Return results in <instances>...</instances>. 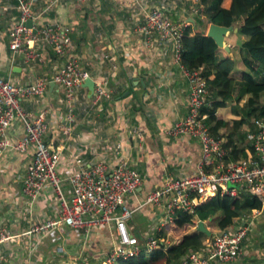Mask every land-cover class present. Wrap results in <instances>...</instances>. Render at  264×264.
<instances>
[{"label":"crops","instance_id":"0c3cea01","mask_svg":"<svg viewBox=\"0 0 264 264\" xmlns=\"http://www.w3.org/2000/svg\"><path fill=\"white\" fill-rule=\"evenodd\" d=\"M211 1L34 0L33 8L41 16L36 21L69 24L70 52L93 78H105L110 90V96L97 100L82 85L77 91L72 122L65 119L64 89L53 80L41 95L22 100L29 114L46 110L45 140L60 152L58 167L62 177L76 168L78 157L88 161L102 157L110 166L121 159L128 160L143 177L136 191L127 197L131 206H137L150 191L163 185L168 175L194 172L201 155L199 140L188 135L171 136L164 131L186 113V77L172 52L163 54L156 42L146 43L134 24L143 19L150 7L167 4L173 18L186 19L195 26L197 16L205 18ZM17 3L18 0H0V74L17 83H29L40 76H50L54 66L65 58L43 45L42 58L31 64H26L21 54L12 60L8 28L18 15ZM240 22L238 19L233 25L239 28ZM210 23L195 27L207 33ZM246 39L238 30L226 33L224 45L216 52L217 61L229 56L238 61L235 70H242L240 46ZM249 96H243L235 113L230 109L234 104L231 102L224 109L226 116L239 117ZM248 124L240 128L239 145L246 137ZM134 129L142 136H137ZM22 133L19 122L8 132L13 139ZM32 158V147L22 152L8 148L0 158V264H101L116 237L114 225H95L87 231L62 223L47 231L29 232L34 224L61 215L60 199L52 188L46 187L35 198L23 193L22 180ZM62 188L68 197L71 187L66 179ZM163 212L162 207L152 203L139 207L128 220L131 233L135 234L137 228L142 236L156 232ZM199 220L202 219L194 218L197 224ZM203 221L211 235L214 230L206 224L207 220ZM3 232L12 236L4 238ZM179 241L180 238L168 235L167 245ZM242 247L237 264L264 261V209L254 219Z\"/></svg>","mask_w":264,"mask_h":264},{"label":"built area","instance_id":"2783aa9c","mask_svg":"<svg viewBox=\"0 0 264 264\" xmlns=\"http://www.w3.org/2000/svg\"><path fill=\"white\" fill-rule=\"evenodd\" d=\"M33 7L34 0H18V15L8 28L12 60L21 54L23 61L31 64L42 58L43 45H48L65 59L54 66L50 76H40L29 83H17L0 74V158L8 148L22 152L32 147L33 158L27 164L22 180L23 193L35 198L46 187H50L61 203L59 218H48L34 224L29 232L47 231L62 223L87 231L95 225H114L116 237L101 261V264H110L119 257L138 254L143 242L147 250L160 246L155 232L145 235L141 241L129 229L128 220L144 204L152 203L164 209L157 223L161 228L176 217L178 210L193 212L197 204L216 193L230 196L247 193L257 197L263 205L236 216L233 223L214 231L201 246L189 250L179 261V264H209L212 261L237 264L243 240L252 229L254 219L264 209V116L255 117L247 125L246 137L241 145L244 152L232 158L225 139L211 132L202 112L210 94L206 76L200 67H187L181 60L183 37L190 22L173 18L167 4H158L150 7L143 19L134 24L135 31L144 37L146 43L156 42L163 54L172 52L186 77V113L165 127L164 131L171 136L188 135L198 139L201 155L194 172L168 175L163 185L150 191L137 206H131L127 197L143 181L137 168L125 159L110 166L102 157L90 161L78 157L76 168L62 177L58 167L60 152L45 140L48 129L46 110L29 114L22 105V100L41 95L49 81L53 80L64 89L67 106L65 119L72 122L75 119L73 111L77 91L85 78L92 77L90 71L80 64L78 57L70 52L72 27L56 20L36 21L41 16ZM29 18L33 20L30 26L27 24ZM94 80L95 98L98 100L110 96L106 79ZM16 122L22 125L23 133L13 139L8 132ZM133 131L137 136H142L138 130ZM117 147H120V143ZM65 179L71 187L68 197L62 188ZM11 236L2 233L4 238ZM260 264H264V261Z\"/></svg>","mask_w":264,"mask_h":264},{"label":"trees","instance_id":"16d2710c","mask_svg":"<svg viewBox=\"0 0 264 264\" xmlns=\"http://www.w3.org/2000/svg\"><path fill=\"white\" fill-rule=\"evenodd\" d=\"M205 3L208 0H200ZM241 19L238 32L247 36L240 46L243 68L236 71L238 61L229 56L217 61L218 45L214 38L195 27L198 24L215 22L232 25ZM185 29L181 60L187 67H200L206 76L211 96L202 112L214 135L222 136L230 148L232 158L239 157L243 146L238 144L240 128L252 123L255 117L264 116V104L260 103L264 91V0H212L205 10V18L196 17V24ZM250 94L246 104L240 108V116H226L224 109L230 105L232 113L238 111L239 101ZM261 201L247 193L239 196L216 193L194 207L193 212L178 210L176 217L155 232L159 247L147 250L141 245L138 254L119 257L110 264H179L189 250L198 248L209 237L200 230H190L197 223L195 217L210 220L214 231L233 223L244 209L260 207ZM214 227V228H213ZM168 235L180 238L178 243L167 245ZM138 238L143 241L144 236Z\"/></svg>","mask_w":264,"mask_h":264},{"label":"water","instance_id":"95a60500","mask_svg":"<svg viewBox=\"0 0 264 264\" xmlns=\"http://www.w3.org/2000/svg\"><path fill=\"white\" fill-rule=\"evenodd\" d=\"M27 24L29 26L33 24L32 18H29L27 20ZM237 30H238V28L236 26H234L233 24L232 25H223V24L211 22L208 26L207 35L213 37L218 46H223L224 45V37H225L226 33L230 32V31H237ZM82 85L86 86L88 88L89 96H91L93 91H94V88H95L94 78L93 77L85 78ZM196 228L206 232L207 234H210V231L205 226L203 220L198 221Z\"/></svg>","mask_w":264,"mask_h":264},{"label":"rangeland","instance_id":"374dc122","mask_svg":"<svg viewBox=\"0 0 264 264\" xmlns=\"http://www.w3.org/2000/svg\"><path fill=\"white\" fill-rule=\"evenodd\" d=\"M244 98H245V95H244ZM260 103L261 104H264V91L261 93V96H260ZM244 104H246V102H244ZM243 139V138H242ZM242 142H244V140H242ZM214 221L215 220H213L212 222H210V220H207L206 221V224H212V223H214ZM196 226L197 225H195L194 227H192L190 230H195L196 229ZM140 230L137 228V229H135V231H134V233L136 234V235H139L140 234Z\"/></svg>","mask_w":264,"mask_h":264}]
</instances>
